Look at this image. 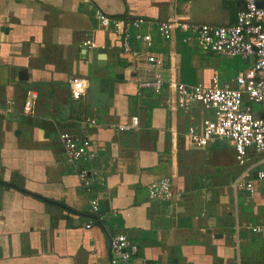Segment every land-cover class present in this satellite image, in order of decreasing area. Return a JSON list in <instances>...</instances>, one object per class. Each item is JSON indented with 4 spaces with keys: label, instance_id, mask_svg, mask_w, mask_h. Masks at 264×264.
Returning <instances> with one entry per match:
<instances>
[{
    "label": "crops",
    "instance_id": "crops-1",
    "mask_svg": "<svg viewBox=\"0 0 264 264\" xmlns=\"http://www.w3.org/2000/svg\"><path fill=\"white\" fill-rule=\"evenodd\" d=\"M238 8L228 0H0V183L8 185H0V264H110L115 235L138 247L136 263L264 264L262 239L247 229L264 221L262 190L234 194L240 168L230 167L229 155L186 145L187 127L206 115L198 105L186 112L167 105L168 93L136 95L145 65L122 56L118 38L94 18L98 9L114 18L226 26ZM86 39L95 48L83 46ZM196 49L179 36L168 42L155 37L149 52L165 69L174 64L182 83L194 85L201 82L185 80L180 70L184 61L199 67ZM236 74L218 77L225 82ZM71 77L87 81L78 100L70 97ZM100 78L113 81L112 95L100 91ZM29 91L38 99L25 116ZM8 99L14 101L9 114ZM131 117L138 118V129L119 132ZM59 132L89 138L90 165L98 174L93 192L79 185ZM164 178L177 196L151 201L149 185Z\"/></svg>",
    "mask_w": 264,
    "mask_h": 264
},
{
    "label": "built area",
    "instance_id": "built-area-1",
    "mask_svg": "<svg viewBox=\"0 0 264 264\" xmlns=\"http://www.w3.org/2000/svg\"><path fill=\"white\" fill-rule=\"evenodd\" d=\"M239 4L236 18L231 25L200 24L179 19L157 21L149 18H114L95 10L98 26L118 38L121 55L145 65L146 78L138 80L136 95L148 91L155 96L166 93V103L181 111H190L198 105L206 113L197 123H191L185 132L186 145L202 149L214 139H226L234 150L240 172L231 184L233 193L246 191L250 196L260 188L264 194V0H228ZM179 36L182 45H194L201 51L230 59H242L247 66L236 75H228L220 82L214 71L209 85L182 83L174 64L165 69L164 61L149 52L155 37L171 41ZM83 46L95 48L86 39ZM168 74L165 75V71ZM70 97L78 100L87 89V81L81 77L67 80ZM38 94L26 93L21 113H32ZM174 105V106H172ZM14 101H6L5 113H13ZM94 125L93 120H85ZM137 117L118 125L119 132L136 130ZM66 159L74 165L79 185L85 193L94 191L97 172L91 167L95 158L86 135L74 136L68 132L57 133ZM148 198L156 202H169L177 193L168 178L153 182L147 189ZM92 213H99V203L89 200ZM100 217V215L98 216ZM91 224V223H90ZM86 225V228L90 227ZM247 229L262 239L264 246V221L249 224ZM110 264H158L148 260L134 261L138 247L124 235L110 239Z\"/></svg>",
    "mask_w": 264,
    "mask_h": 264
},
{
    "label": "rangeland",
    "instance_id": "rangeland-1",
    "mask_svg": "<svg viewBox=\"0 0 264 264\" xmlns=\"http://www.w3.org/2000/svg\"><path fill=\"white\" fill-rule=\"evenodd\" d=\"M189 20L198 21L195 18H191ZM193 54L197 57V59H200L199 67L197 66V68L192 69L191 65L184 61L180 70V74L185 76L183 78H185V80L188 79L190 82H201V84L209 83L211 81L210 78L212 69H215L218 75L222 77L223 75L225 76L226 73L236 74L239 70L245 67V65L240 63L239 59H230L214 54H208L200 49H196ZM206 65H208L209 68H206ZM213 141L209 142L207 147L212 151H218L223 154L227 153L231 162L233 161L230 167H236V163L234 162V150L230 146L228 140L214 139ZM239 249H243L242 246H240Z\"/></svg>",
    "mask_w": 264,
    "mask_h": 264
},
{
    "label": "water",
    "instance_id": "water-1",
    "mask_svg": "<svg viewBox=\"0 0 264 264\" xmlns=\"http://www.w3.org/2000/svg\"><path fill=\"white\" fill-rule=\"evenodd\" d=\"M105 51L106 50L103 47H100L98 49V53H101V54H105ZM98 86H99L100 91L107 92L110 95H112L113 93V81L112 80L100 78L98 80Z\"/></svg>",
    "mask_w": 264,
    "mask_h": 264
},
{
    "label": "trees",
    "instance_id": "trees-1",
    "mask_svg": "<svg viewBox=\"0 0 264 264\" xmlns=\"http://www.w3.org/2000/svg\"><path fill=\"white\" fill-rule=\"evenodd\" d=\"M240 63H241V62H240ZM239 71H240V70H239ZM239 71H238V72H239ZM238 72H237V73H238ZM1 184H2V183H0V185H1ZM2 186H6V187H7L8 185H7V183H3Z\"/></svg>",
    "mask_w": 264,
    "mask_h": 264
}]
</instances>
